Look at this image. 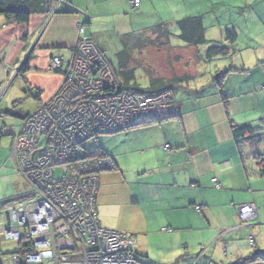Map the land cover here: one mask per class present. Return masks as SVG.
<instances>
[{"label":"crops","instance_id":"1","mask_svg":"<svg viewBox=\"0 0 264 264\" xmlns=\"http://www.w3.org/2000/svg\"><path fill=\"white\" fill-rule=\"evenodd\" d=\"M64 1L57 13L33 15L27 24L0 18V147L9 143L11 157V137L13 144L14 133L31 114L15 101L11 108L18 79L11 77V69H20L27 96L39 93L37 109L62 83L60 74L49 72V61H70L80 24L124 89L144 95L172 91L178 104L173 119L97 134L96 139L107 137L93 150L88 141L84 144L86 152L115 165L98 175L101 226L134 235L137 264H228L264 245L259 169V159L264 160L259 150L264 143V5L255 0H140L133 10L134 0ZM54 6L48 4L47 10ZM195 17L202 21L206 40L198 47L184 44L176 25ZM230 30L236 34L232 45L226 41ZM213 44L228 46L229 56L207 59ZM216 75L224 76L220 88L226 104ZM11 117L18 121L15 126ZM231 124L259 127L261 142L236 141ZM247 204L259 209V225H241L238 207ZM9 209L11 201L0 203V224L8 222ZM257 227L259 246L253 237ZM245 243L249 249L243 254ZM225 245L232 251L222 257Z\"/></svg>","mask_w":264,"mask_h":264},{"label":"built area","instance_id":"2","mask_svg":"<svg viewBox=\"0 0 264 264\" xmlns=\"http://www.w3.org/2000/svg\"><path fill=\"white\" fill-rule=\"evenodd\" d=\"M53 2L51 13L66 4ZM130 5L136 10L140 0ZM77 32L70 61H49V72L62 76L59 89L13 135L12 156L32 198L9 209L8 222L0 224L1 240L20 243L3 258L11 264H137L134 235L106 229L98 220V175L115 165L83 146L100 133L169 120L178 115V104L170 91L144 95L122 88L82 25ZM211 183L219 188L215 178ZM238 217L246 226L259 219V209L242 205Z\"/></svg>","mask_w":264,"mask_h":264},{"label":"trees","instance_id":"3","mask_svg":"<svg viewBox=\"0 0 264 264\" xmlns=\"http://www.w3.org/2000/svg\"><path fill=\"white\" fill-rule=\"evenodd\" d=\"M48 4H49V0H0V18H3L6 23L27 24L33 15L44 14L46 11H48L47 10ZM176 25L179 30L178 38L184 44L193 47H198L206 43L204 28L202 25V21L199 17L185 19L183 21L177 22ZM158 29H162V25H159ZM235 39H236V34L233 30L226 32V41L228 44L232 45ZM98 50L104 55L107 63L111 67V70L113 71L114 76L117 80L116 71L114 70L112 64L99 48ZM227 56H229V47L221 44H213L205 53V57L209 60L216 57H227ZM223 75H216L214 77V80L217 82L219 86V92L223 96V102L224 104H226L227 97L223 95L222 90L220 88L221 82L224 79ZM30 96H32L35 100L39 99V93H36L35 96L33 95V93H31ZM11 112L12 111L9 112V115L14 116V113L12 115ZM260 130L261 129L259 127H255V126H250V125L236 126L234 124H231V132L234 139L236 141H241L242 143H246L250 145L259 144L261 142ZM94 154L95 153H92L90 154V156H93ZM259 161H260L259 169L261 175L264 176V160L259 159ZM262 261H264V254L255 253L247 257L246 259L240 260L238 263L235 264H257Z\"/></svg>","mask_w":264,"mask_h":264},{"label":"rangeland","instance_id":"4","mask_svg":"<svg viewBox=\"0 0 264 264\" xmlns=\"http://www.w3.org/2000/svg\"><path fill=\"white\" fill-rule=\"evenodd\" d=\"M255 2L260 3L261 5H264V0H255ZM260 4L258 5V7H260ZM231 8V7H230ZM227 8V9H230ZM259 9L256 8V11H258ZM234 12V9L231 8V13ZM171 34H175L173 33V31L170 29L169 30ZM15 70L17 69H11V77H18V79L16 81H14L13 83V87H15L14 90H16V92H14L15 94H17L16 99L11 101V108H13V101L17 102L14 106H19L20 110H24V111H29L31 113H33L36 110V101L32 96H27L24 92H23V88H21L22 86V80L21 77H23L22 73L19 71L18 74H15ZM53 74H57V73H53ZM21 76V77H20ZM11 78V79H12ZM17 83H20V87L17 85ZM13 88H11L12 90ZM37 92H33V95L36 94ZM49 100V99H48ZM48 100H42V103L47 102ZM20 103V104H19ZM39 107V106H38ZM12 110V109H11ZM14 112V111H13ZM176 116H174L173 118H175ZM171 118V119H173ZM11 122L12 125L11 126H15L18 122L16 119H14L13 117H11ZM148 122L144 123L147 124ZM109 136V134H108ZM107 136H99L97 139L96 138H92L90 140H88L87 142V146L89 147V149L93 150L96 149L97 146L103 145V141L101 140L102 138H105ZM9 137H3L4 143L5 142H9ZM86 143V142H85ZM11 147L13 148V144H12V137H11ZM261 152H264V143H262L260 145V149ZM12 152L13 150L11 149V157H10V153H9V143L7 146H1L0 147V203H4V202H8L11 201V208L15 207L19 202H23V201H27L29 199L32 198V188L30 187V185L27 183V181L22 177V175L17 171L16 169V164L15 161L13 159L12 156ZM104 173V172H103ZM255 225H259V223L257 221H253L249 224H247L246 226H255ZM255 229V228H254ZM259 227H257V231H255V233H253V237L256 241V244L259 246V242H260V232H258ZM247 239V238H246ZM245 239L241 238V244L244 243ZM228 243V242H227ZM20 244V243H19ZM18 243L13 242V241H4L0 239V260H2L4 257L9 258L12 254H14L15 252H17L19 250L18 248ZM262 245V244H261ZM259 246L260 248L257 247V249H251V253H248V255H245V257L242 258L246 259L247 257L255 254V250L257 251H261V253L264 254V248L262 246ZM231 248V247H230ZM227 245H225L224 249H226V253L224 251L223 253V249H221L220 253L222 257L225 256H229L231 254L232 249H230ZM18 249V250H17ZM249 248L246 247V243L242 245V252H244L243 254H245L246 251H248ZM239 261H235V262H231L228 264H234V263H238Z\"/></svg>","mask_w":264,"mask_h":264},{"label":"water","instance_id":"5","mask_svg":"<svg viewBox=\"0 0 264 264\" xmlns=\"http://www.w3.org/2000/svg\"><path fill=\"white\" fill-rule=\"evenodd\" d=\"M48 13H50L51 15H53V14L57 13V11H55L54 13H51L50 10L48 9ZM18 71H19V69L16 70V73H17ZM15 77H16V75H15ZM10 114H11V113H10ZM12 115H13V113H12ZM7 214H8V213H7Z\"/></svg>","mask_w":264,"mask_h":264},{"label":"bare ground","instance_id":"6","mask_svg":"<svg viewBox=\"0 0 264 264\" xmlns=\"http://www.w3.org/2000/svg\"><path fill=\"white\" fill-rule=\"evenodd\" d=\"M19 71H20V69H19ZM19 71H18V72H19Z\"/></svg>","mask_w":264,"mask_h":264}]
</instances>
